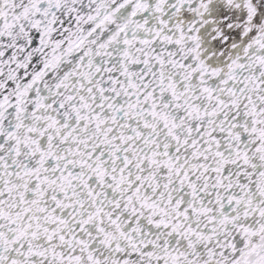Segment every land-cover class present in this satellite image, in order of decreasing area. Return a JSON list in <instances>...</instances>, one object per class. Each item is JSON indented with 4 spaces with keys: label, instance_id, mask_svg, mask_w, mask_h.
I'll return each mask as SVG.
<instances>
[{
    "label": "snow or ice",
    "instance_id": "snow-or-ice-1",
    "mask_svg": "<svg viewBox=\"0 0 264 264\" xmlns=\"http://www.w3.org/2000/svg\"><path fill=\"white\" fill-rule=\"evenodd\" d=\"M0 264H264V0H0Z\"/></svg>",
    "mask_w": 264,
    "mask_h": 264
}]
</instances>
